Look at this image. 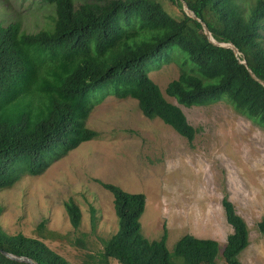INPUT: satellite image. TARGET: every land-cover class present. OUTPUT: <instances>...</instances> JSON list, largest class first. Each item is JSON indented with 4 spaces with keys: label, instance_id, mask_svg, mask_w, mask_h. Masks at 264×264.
<instances>
[{
    "label": "trees",
    "instance_id": "16d2710c",
    "mask_svg": "<svg viewBox=\"0 0 264 264\" xmlns=\"http://www.w3.org/2000/svg\"><path fill=\"white\" fill-rule=\"evenodd\" d=\"M42 1L55 10L50 30L28 33L18 23L0 24V190L14 186L22 174L43 173L52 161L96 137L99 132L87 120L94 105L110 95L136 99L147 118H160L193 141L197 129L149 75L164 63L174 62L181 70L166 87L179 103L203 105L227 93L237 111L264 127V85L240 62L245 59L264 80V0H186L212 37L233 43L239 57L210 41L181 0H168L170 5L167 0ZM97 180L113 194L118 229L103 240L100 252L87 254L85 264L114 259L120 264H214L220 251L227 264H243L239 255L249 245V229L227 198L222 204L233 232L223 246L215 238L187 233L171 251L166 227L159 239L143 232L145 193ZM65 208L78 228L81 208L74 200ZM91 218L95 231L94 208ZM46 221L37 226L41 233ZM258 228L264 234V217ZM4 251L39 264H72L40 236L9 234L0 224V264H31Z\"/></svg>",
    "mask_w": 264,
    "mask_h": 264
},
{
    "label": "rangeland",
    "instance_id": "374dc122",
    "mask_svg": "<svg viewBox=\"0 0 264 264\" xmlns=\"http://www.w3.org/2000/svg\"><path fill=\"white\" fill-rule=\"evenodd\" d=\"M37 1L0 0V21L19 22L29 33L44 29L52 9L39 8ZM180 72L171 62L154 67L149 75L197 129L193 141L160 118H147L136 99L106 97L87 120L99 132L97 137L55 159L43 173L22 174L14 186L0 190L3 229L40 236L72 264H85L87 254L100 252L103 240L118 229L113 194L99 179L145 193L143 232L159 239L166 227L171 251L187 233L215 238L223 246L233 232L222 204L227 198L249 229L250 242L239 259L243 264H264V234L258 228L264 217V127L237 111L227 93L203 105L180 104L166 92ZM69 200L82 211L78 228L65 208ZM92 208L97 215L95 231ZM43 219L47 221L41 233L37 226ZM110 264L120 263L114 259ZM214 264H227L222 251Z\"/></svg>",
    "mask_w": 264,
    "mask_h": 264
},
{
    "label": "water",
    "instance_id": "95a60500",
    "mask_svg": "<svg viewBox=\"0 0 264 264\" xmlns=\"http://www.w3.org/2000/svg\"><path fill=\"white\" fill-rule=\"evenodd\" d=\"M181 1H182V3H183V5H184V7H185V9H186V11H187V13H188L189 15H191L192 17H194L195 19L201 21V19H199L197 16H195L194 13L189 9L187 2H186L185 0H181ZM201 23H202V25H203V27H204V29H205V33L208 35L209 39H210L213 43H216L217 45H223V46H226V47L232 48V49L234 50L235 54H236L237 57H238V55H239V50L237 49V47H236L233 43L224 44V43H218V42H215V41L213 40V38L211 37V32H210L209 28L207 27V25H206L204 22H202V21H201ZM240 62L243 63V64H245V65L247 66L249 72L252 74V76H253L255 79L259 80V81L264 85V80L259 79V78H258V77L252 72L251 68H249V66L247 65V63H246L245 60H240ZM4 253H5L8 257H10V258H12V259H15V260L25 261V262H29V263H31V264H39V263H37L36 261H34L33 259H31V258H29V257H26V256H17V255H15V254L9 253V252H7V251H4Z\"/></svg>",
    "mask_w": 264,
    "mask_h": 264
},
{
    "label": "clouds",
    "instance_id": "9594fccd",
    "mask_svg": "<svg viewBox=\"0 0 264 264\" xmlns=\"http://www.w3.org/2000/svg\"><path fill=\"white\" fill-rule=\"evenodd\" d=\"M186 1V0H185ZM37 3L39 4V8L40 7H46L45 5H44V2L42 1V0H40V2L39 1H37ZM181 3H182V1H181ZM188 4V3H187ZM48 7H50L51 9H52V14H51V16L54 14V9H53V7L51 6V5H49L48 4ZM47 7V8H48ZM188 7H189V5H188ZM182 8H183V10L187 13V11H186V9H185V7H184V5H183V3H182ZM190 9V8H189ZM191 10V9H190ZM192 11V10H191ZM193 12V11H192ZM194 13V12H193ZM188 14V13H187ZM189 15V14H188ZM194 15H195V13H194ZM51 16L49 17V21L46 23V25H45V28L44 29H46V30H50V28H51V26H50V24H49V22H51L52 20H51ZM190 17H192L191 15H189ZM195 16H197V15H195ZM198 17V16H197ZM192 18H194V17H192ZM199 18V17H198ZM195 19V18H194ZM199 19H201V18H199ZM197 20V19H196ZM199 21V20H198ZM201 21L202 22H204L202 19H201ZM201 21H199L200 23H201ZM12 23H18L19 24V22H11V23H8V24H4V23H2L1 21H0V24L1 25H3V26H8V25H10V24H12ZM205 23V22H204ZM202 24V23H201ZM206 24V23H205ZM207 25V24H206ZM203 26V25H202ZM208 27V26H207ZM204 28V27H203ZM209 28V27H208ZM43 30V29H42ZM210 30V29H209ZM40 31V30H39ZM39 31H37V32H39ZM204 31H205V29H204ZM211 32V31H210ZM29 33V32H28ZM32 33H36V32H32ZM207 35V34H206ZM208 36V35H207ZM211 37H212V33H211ZM209 38V37H208ZM213 38V37H212ZM213 40L215 41V42H218V41H216L214 38H213ZM211 41V40H210ZM218 43H223V42H218ZM214 44H216V43H214ZM224 44H228V43H224ZM217 45V44H216ZM218 46H223V45H218ZM223 47H226V46H223ZM240 54V53H239ZM238 57H239V55H238ZM241 60H245V59H241ZM246 61V60H245ZM247 63V62H246ZM248 65V64H247ZM249 66V65H248ZM250 68V67H249ZM178 78V77H177ZM259 78V77H258ZM260 79V78H259ZM257 80V79H256ZM262 80V79H261ZM259 81V80H258ZM164 94V93H163ZM168 95V94H167ZM110 96H115V95H110ZM109 97V96H108ZM117 97V96H116ZM119 98V97H118ZM128 98V97H127ZM131 98V97H130ZM120 99H125V98H120ZM102 102V101H101ZM175 104V103H174ZM181 104V103H180ZM96 105V104H95ZM94 105V106H95ZM177 105V104H176ZM184 105V104H183ZM197 105H200V104H197ZM186 106V105H185ZM193 106V105H192ZM180 107V106H179ZM189 107V106H188ZM94 108V107H93ZM183 110V109H182ZM185 113V112H184ZM91 114V113H90ZM90 116V115H89ZM99 135V134H98ZM97 135V136H98ZM96 136V137H97ZM91 140V139H90ZM87 141H89V140H87ZM83 142H85V141H83ZM82 142V143H83ZM79 146H80V144H79ZM78 147V146H77ZM76 147V148H77ZM75 149V148H74ZM70 152V151H69ZM66 155V154H65ZM63 157V156H62ZM50 165V164H49ZM48 168V167H47ZM46 168V169H47ZM46 169H45V171H46Z\"/></svg>",
    "mask_w": 264,
    "mask_h": 264
}]
</instances>
